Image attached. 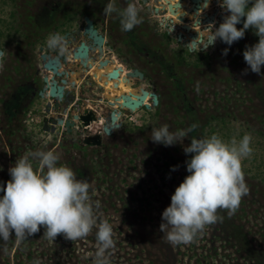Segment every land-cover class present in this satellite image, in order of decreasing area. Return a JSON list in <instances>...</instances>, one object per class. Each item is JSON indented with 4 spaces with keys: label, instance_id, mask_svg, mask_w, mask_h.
I'll use <instances>...</instances> for the list:
<instances>
[{
    "label": "rangeland",
    "instance_id": "obj_1",
    "mask_svg": "<svg viewBox=\"0 0 264 264\" xmlns=\"http://www.w3.org/2000/svg\"><path fill=\"white\" fill-rule=\"evenodd\" d=\"M104 1L0 0V50L7 51L0 76L6 73V69L11 70V66L22 68L31 65L37 67L40 75H46L47 71L44 70L39 57L41 54H48L52 59L59 60V71H64V77L57 80L62 86L70 89L71 95L74 96L73 100L67 102L65 109L57 105L60 108L57 112L61 111L63 118L68 115L69 119L73 113H82L88 109L91 116V123L86 125L89 129L83 130L82 124L77 122L76 125L83 132L68 134L60 129L57 132L48 125V128L43 129L40 119H37V122L30 121L29 113L33 110L43 115L41 112L48 106L47 99H39L29 108L26 99L15 104H12L11 100L5 101L3 107L6 109L0 108L3 110L0 119L4 121L10 109L16 107L21 126L27 136L25 141L12 137V149L19 145H30L31 148H38L40 145V151L51 150L59 156L58 166L69 167L77 179L89 182L90 200L95 215L100 220L98 223L108 220L113 229L114 247L109 250L110 264H255L244 256V252H236V248L240 249L239 246H234L236 239H227L218 221L206 226L203 233L198 234L189 245L173 246L164 238L168 230H159L163 210L169 206L175 188L188 175L185 161L190 159L191 154L185 156L183 146H187L192 138H208L215 134L227 143L232 138L239 141L248 133L252 136V154L241 161V166L249 194L242 198L234 214L230 215L226 209H218L217 215L228 218L225 227L227 230H231L234 223L238 231L241 228L246 240L251 241L250 247L261 249L264 253V66L261 75L250 71L245 75L243 71L247 65L242 56L246 45L251 46L258 42L254 30L246 31L245 37L231 46L226 57L222 56L221 52L228 46L220 42L211 55L207 52H196L201 57L199 61L189 60V64L182 61V64L180 59L174 58L173 53L178 50L188 52L187 45L191 43V38H195L197 32L213 23L214 19H221V9L216 0H211L207 8L202 6L208 0L196 6L191 0H183L181 7L174 11L169 10V4L174 6L179 0H139L141 15L144 18L141 23L142 31L149 34L147 44L143 42L142 45L136 46L142 57H145V60L141 61L142 66L148 76H153L154 73L150 72V67H156L158 70L163 65L165 68H161L168 71L171 67V73L177 77L173 84L159 73L160 75L151 77L154 88L150 85L144 87L139 81L129 77V80L126 79L127 72L124 67L119 66L117 59L110 57L106 50H101L103 59L99 58L102 61H97L89 70L82 66L79 59H74L68 46L64 54L71 62L64 63L60 57L61 53L58 55V52L65 46L61 44L51 47L46 44L45 41L50 38L49 33L44 34V38L40 40L32 36L26 39L24 33L19 30L20 23L27 24L24 17L26 14H36V20L44 23L43 8L74 12L89 5L90 9L92 7L100 15L109 2ZM116 3L119 7L122 3L126 6L128 4L126 0H115V6ZM72 17L73 21H76L75 26H84L83 16L79 15L75 19L73 14ZM46 20L48 19L45 18ZM157 21L162 25L167 23L171 26L173 38L159 30ZM71 27L73 25L70 29ZM240 27L242 23L237 25L238 29ZM55 39L58 40V36H55ZM159 41L170 54L166 59L157 52L155 58L163 61L155 62L150 55L155 52L150 46H161ZM71 46L75 47V43ZM120 54H123V49ZM205 54L208 56L207 60L203 59ZM88 61L91 62L90 57ZM134 62L131 59V63ZM113 69L118 70V77H111ZM97 73L99 76L95 78ZM197 85L199 91L196 90ZM171 89L178 96L173 104L163 98L166 91ZM142 91L159 95L158 103L146 98L143 104L147 105V109L141 108L130 115L126 112L125 115L116 114L120 111L109 106L113 105V95L119 98L126 96L125 93L141 96ZM256 91L259 92V97L255 96ZM77 99L73 111L69 112L70 102ZM127 116L128 118H125ZM53 117L59 118L56 115ZM112 117H115V121H112ZM130 118L134 121L129 122ZM53 119L56 122L55 118ZM163 124L169 125L172 132L187 129L193 124L198 127L184 140L183 146L164 147L150 140L151 130ZM15 126L13 123V127ZM99 130L102 132L101 144L85 148L81 141ZM10 148L0 124V168H3V171H0V184L10 179L8 168L17 160L12 156ZM173 167H176V171H170ZM96 201L100 202L98 209H95ZM43 229L41 227L38 233L31 236L38 247L35 259H14V248L10 246L15 238L13 235L6 244L0 241V264H35L37 261L39 264H95L96 228H93L87 237L72 241L71 244H76V251H70V243L58 240L57 237L54 241H44ZM42 243L44 246H38ZM64 243L65 246L62 245ZM49 244L56 245L54 255L48 251ZM4 248L11 249L4 251ZM197 259H203L202 263Z\"/></svg>",
    "mask_w": 264,
    "mask_h": 264
},
{
    "label": "clouds",
    "instance_id": "obj_2",
    "mask_svg": "<svg viewBox=\"0 0 264 264\" xmlns=\"http://www.w3.org/2000/svg\"><path fill=\"white\" fill-rule=\"evenodd\" d=\"M221 9L223 22L217 27L210 23L197 32V37L187 46L190 51L207 52L219 40L228 47L221 55L226 57L231 46L245 37L246 31L254 30L258 42L245 46L242 52L248 71L261 75L264 66V0H216ZM208 0L202 7L207 8ZM139 0L129 2L123 9L109 0L103 9L106 16L113 13L119 17L121 30L129 32L143 23ZM242 23V27L237 28ZM57 46L55 38L49 41ZM7 51H0L2 61ZM61 55L64 49L60 48ZM2 67V64H0ZM199 91V86L196 88ZM198 125L172 132L163 124L151 130V141L164 147L183 146L185 139ZM252 136L245 133L237 141L224 142L213 134L208 138H192L182 150L190 159L185 161L188 175L175 188L170 204L162 214L159 230L173 246L189 245L206 226L222 219L218 209L234 214L249 194L241 161L252 154ZM30 159L38 161L34 169ZM59 156L53 151L30 152L8 168L10 179L0 184V241L5 244L14 235L15 243L21 244L43 227V235L54 241L58 235L75 241L87 237L96 228L95 264H110L109 250L114 247L113 229L108 220L98 223L90 200V184L77 179L67 166L59 165ZM3 171V168H0ZM176 171V167L170 169ZM100 202H95V209ZM4 251L7 249L4 248ZM39 264V261L35 262Z\"/></svg>",
    "mask_w": 264,
    "mask_h": 264
},
{
    "label": "flooded vegetation",
    "instance_id": "obj_3",
    "mask_svg": "<svg viewBox=\"0 0 264 264\" xmlns=\"http://www.w3.org/2000/svg\"><path fill=\"white\" fill-rule=\"evenodd\" d=\"M191 1H192L191 3H193L195 6L197 4L201 5V3L206 2L205 0H191ZM195 1H197L198 3L197 2L195 3ZM103 2H105V1L103 0ZM125 7H126L125 3H122V6L121 7L118 6V9H123ZM88 9L92 12L91 13L92 17L83 16V20H84V26L83 27L75 26L76 21H73V19H74L72 17L73 14H75V19L77 16H79L77 10H75L74 13H72V11H70V15L66 16V15H64V11L60 12L61 10L54 11L51 9H47L46 19H48V20L45 23L49 24L48 25L49 30L46 33H42V34L44 35V34L49 33L50 38H48L45 41V43L49 44V41L51 39L55 38V36H58V40L56 39L57 40V46L62 44L65 46L64 47L65 51H67V49L69 47L72 52L77 47H79L81 43H84L88 47V56L86 59L78 60V61H80L82 63V66H84V68H89V70L92 69L91 66L93 67L94 64H97V61H98V63L100 61H102L103 53L101 52V50H103V51L106 50V53L111 55L110 57L117 59L118 65L119 66L122 65L127 73L134 71V70H138L140 73H142L143 74L142 78H140L139 76L132 77V78L129 77L131 80L133 79L134 81L135 80L139 81V83H141L142 86L148 87L150 85L152 87L153 84H151L152 83L151 77L158 76L159 73H162L169 81H171L174 84V81L177 77L173 76V73H171V71L173 70L171 67L169 68V71H168V69L161 68V67H164L163 65H161V67L158 68V70H156V67H153V70L152 69L150 70V72H152V71L154 72L153 76H148V73L145 72V68L142 66V63H141L142 60H145V57L143 58L142 57L143 55L139 52V49L137 50V48H136V46L138 47V46L142 45L143 40L145 39L141 36V33L143 31L142 30H139V31L136 30L137 28L140 29L139 26H136V28L133 31L124 32L121 30V26L119 23V17L117 16V14L113 13L110 16H106L102 12V14L99 15L95 11H92V9H90V7ZM64 10H66V9H64ZM51 12H53V15L49 16V14ZM57 14L58 15L60 14L58 18L56 17ZM81 17H82V15H81ZM87 19L91 21V27H90V29H88V31L85 30V28L87 26V23H86ZM71 25H73V27H71L72 29H70ZM68 26H69V28H68ZM60 35H62V36H60ZM61 39H62V41H61ZM72 43H75V47L71 46ZM122 49H123V54H120L122 52ZM40 51H42V48L40 49ZM162 51L163 50H161V49H160V51L154 50L155 53L150 54L151 57L153 59H155L154 60L155 62L163 61L162 59H156L155 58L154 55H157L156 54L157 52H158V54H161L162 56H165L166 59H168V56L170 53L168 51L167 52H164V51L162 52ZM53 53H54V51H53ZM55 53H56V51H55ZM59 54H60V52H58V55ZM192 54H195V53H192ZM211 54H209V55H211ZM60 57L64 63L71 62L70 59L65 57V54H63V55L60 54ZM89 57H90L91 62H89V61L87 62V59ZM99 57H101L102 59H100ZM131 59H133L135 61L134 64L131 63ZM2 62H3V60L1 61V64H2ZM3 68H4V66L2 65V67H0V73L2 72ZM10 69L11 70L6 69L7 70L6 73L3 71L4 74L0 76V79L2 80V81H0V83H1L0 84V92H1L0 96L2 94H7L8 98H9L7 100L5 99V101L9 102V100H11V103L15 104V103H18L22 99H26L28 102L27 107L29 108V107L33 106V103L35 101H37L39 99H47L46 105H48V106L46 107V110L41 112V114H43V115L37 114L36 110H33L32 112L29 113L30 118L32 119V122H37V119H40V122H42L41 127L43 129L48 128L47 127V125H48L49 127L53 128L54 130L57 131L60 129L62 132V127H64L63 132L67 131L68 134L74 133L75 131L78 133H81V132H83V130H85V131L87 130L86 125H88V124H85L81 120L74 121V124L72 127H70V130H68L65 123L69 119H73L74 116H80V117L81 116H88L89 115L88 109H87V111H84L82 113L81 112H78L77 114L73 113L71 115L72 117L69 119H68V117H69L68 115L65 118H63L64 114L61 111L57 112V109L58 110L60 109L57 107V105H59V107L65 109L67 102L69 100L70 101L73 100L74 96L71 95L70 89L65 88L61 98H53V97H50L48 94L49 90L46 88V84L43 81L44 77L45 76L48 77L49 80H50V78H54V80H56V82H57L58 81L57 79L63 78L64 74L61 76V78H56L55 75L52 77V75L49 74L50 72H48V71H47L46 75L45 74L40 75V71L37 70L36 66L34 68L33 65L28 66V67H22V68L11 66ZM113 70H116V69H113ZM62 72H64V71H62ZM7 77H8V79H6ZM126 79H128L127 76H126ZM57 84H59V81L57 82ZM97 85L101 87V84L98 83ZM132 85L133 84H131V86ZM152 88H154V86ZM9 91H12L11 95L8 94ZM125 94L128 95V93H125ZM148 94L150 95L147 97L148 99H151V100H153V102L158 103L159 95H155L152 92H150V93L148 92ZM120 98L116 95H113V101H111V103H113V105H109L110 107H113L114 110L117 109L118 111H120V112H116V114L120 113L121 115H125L124 112H126L127 115H130L134 112H137L141 108H143L145 110L147 109L145 106H143L145 104H143L139 109L131 112L128 109H126L125 107H122V105H121L122 101ZM163 98H166V101L171 102L173 104V103H176V99H178V96L175 94L173 89H171V90L166 91V94L163 96ZM118 99H120V100H118ZM77 102H78V99H77V101L74 100V102H72V103L70 102L69 110H68L69 112L73 111V107L76 105ZM3 104H4V102L1 103L0 108L6 109L5 107H3ZM25 109H26V107H25ZM1 112H2V110H0V113ZM113 113H115V112H113ZM17 114H19V112L17 111L16 107L13 106V108L10 109V112L7 113V116L8 117H10V116L12 117L13 115L18 116ZM22 114H23V111H22ZM54 115L59 116V118L53 117ZM53 118H55L56 122L53 121L54 120ZM77 122L79 124H82L83 130L79 129L78 125H76ZM90 123H91V120L89 121V124ZM101 134H102V132H101V130H99L96 133H94V135H92V134L89 135L88 137L83 139L81 142H83L85 148L97 147L101 144ZM40 147H42V146L39 145L38 148H40ZM38 148L36 146H32V148H30V152H34V149H35V151H40ZM32 161H34V159H30V162H32Z\"/></svg>",
    "mask_w": 264,
    "mask_h": 264
},
{
    "label": "trees",
    "instance_id": "obj_4",
    "mask_svg": "<svg viewBox=\"0 0 264 264\" xmlns=\"http://www.w3.org/2000/svg\"><path fill=\"white\" fill-rule=\"evenodd\" d=\"M128 2L129 1L126 0V3H128ZM116 6H119V5L116 3ZM88 8H89V5L83 7L80 10H78V9H76V10H77L79 15L92 17V14H91L92 12ZM91 9H92V7H91ZM46 11H47V8H43V13H42L43 16H42V18H44V23H42V24L39 23L36 20L37 19L36 17H38V15H36V14L33 15V16H31V14H26L24 16V17H26L27 24L26 23H20L19 30L22 32V34L24 33V36H25L26 39H28V36H32V37L36 38L37 40H40V39L44 38V35H42V33H46L49 30V27H48L49 24L45 23L47 21V20L45 21V18L47 17V12ZM70 11L71 10H65L64 11V15L69 16L70 15ZM92 11H95V10L92 9ZM72 13H74V12H72ZM50 15L52 16L53 12H51L49 14V16ZM39 18H41V17H39ZM138 26H139L140 29L137 28V31L142 30V28H143L142 24H140ZM0 35H1V33H0ZM148 35L145 32L141 33V36L143 38H145L143 40V42H144L143 44H147L146 39L149 38ZM163 38H166V37L163 36ZM156 42H158V41H156ZM163 42H165V41H163ZM159 44L161 45L160 41H159ZM155 45L156 44H154L153 46H150V47L153 50H156V51H160V49H161L164 52H167V51H165L164 46H162V45L161 46H155ZM173 56H174V58L180 59L179 61H181V62L183 61L185 64H189V60H191V61L192 60L199 61L201 59V57L197 53L192 54V53H189V52H186V51H183V50L176 51L175 54L173 53ZM203 59L207 60L208 56L206 54L203 55ZM183 62H182V64H183ZM150 68L153 70V67H150ZM6 79H8V77ZM11 93H12V91L8 92L9 95H11ZM255 96L259 97V92L258 91L255 92ZM5 99L6 100L9 99L8 95L7 94H2L0 96V105H1L2 102H5ZM2 112H3V110H2ZM4 121H5V123H4ZM4 121H3L2 118L0 119L1 131H2V133H4V136L7 137L8 144L11 147L10 150H11L12 156L14 158H17V160H19L21 157L24 156V152H25V155L30 153V148H31L29 145H27V146L26 145H23V146L19 145L17 148H13L12 149V146L14 145L13 144V140L11 139L12 137H14V139H17L19 141H20V139H21V141H23V140L25 141L27 139V136H26V134L23 131L24 129L21 126V122H20L21 118L18 117V116H15V115H13L12 117L11 116L10 117L6 116V117H4ZM13 123H14V126L16 125L15 127H13ZM5 125H8V126L6 127ZM34 151H35V149H34ZM31 163H33V168L35 169L37 167L38 161L34 160ZM6 169H7V167H5V172H6ZM7 181H8V179H6V182ZM227 220H228L227 217L222 216V219L218 220V222H219L220 225H222V233L226 234V238L227 239L228 238H232V239H236L237 240V241L234 240L235 241L234 246L235 247L239 246L240 249L236 248V252H238V253L244 252L245 253L244 256L249 261H252V263L264 264V253L262 251H260L261 249L257 250L254 247H250L251 241L250 240L249 241L246 240L245 235L243 236V234L241 232V228H239V231H238L237 228H236L237 226L234 223H233L232 229L231 230H227L225 228ZM98 221H100V220L98 219ZM44 230L45 229H43V233H44ZM57 238H58V240H61V241L63 240V241H66V242L70 243V245H69V250L70 251H74V250L76 251V244L75 243L71 244L72 241L69 242V240L64 239L62 235H58ZM43 240L47 241L49 239H47L43 235ZM11 243H10L11 244L10 246H13L11 248H14V255H13L14 259H22V257H26V259H35L34 256L38 253V247H37L36 243L34 242V237L33 238L28 237L25 241H23L19 245H17L15 243V238H13ZM8 245H9V243H8ZM41 245L44 246L43 243L39 244L38 246H41ZM62 245L65 246V243L62 244ZM11 248H9L7 250L9 251ZM47 248H49L48 251L51 254H53V255L55 254L56 245L49 244V246ZM202 260L203 259H197V261L200 262V263H202Z\"/></svg>",
    "mask_w": 264,
    "mask_h": 264
},
{
    "label": "water",
    "instance_id": "obj_5",
    "mask_svg": "<svg viewBox=\"0 0 264 264\" xmlns=\"http://www.w3.org/2000/svg\"><path fill=\"white\" fill-rule=\"evenodd\" d=\"M183 0H179L178 3H176L174 6L169 4V10L170 11H174V9H179L181 7V3ZM197 1H195L196 3ZM87 26L85 28L86 31H88V29H90L91 27V21L90 20H86ZM2 51V50H0ZM72 55L74 57V59H79V60H84L87 58L88 56V47L84 44L81 43L79 47H77L73 52ZM40 59L42 61L43 64V68L44 70L50 72V74L52 75V77L55 75L56 78H60L63 73L59 71L60 69V62L57 59H52L50 57V55L48 54H41L40 55ZM1 64V61H0ZM119 76V72L118 70H113L111 77H118ZM139 76L140 78L143 77V74L140 73L138 70H134L131 71L129 73H127V77H137ZM44 83L46 84V88L49 90V96L53 97V98H61L64 92L65 87L62 86L60 83L57 84L56 80H54V78H50V80L48 79V77H44L43 79ZM61 83L63 82L60 81ZM150 96L148 94V92L146 91H142V95L141 96H133V95H126V96H122L121 99V105L122 107H125L126 109H128L129 111L133 112L136 111L137 109H139L142 105H143V101ZM118 99V100H120ZM145 107H147V105H143ZM81 120L83 121L85 124H88L90 121V116H74L73 119H69L65 125L68 128V130H70V127L73 126L74 121H78ZM112 121H115V117H112Z\"/></svg>",
    "mask_w": 264,
    "mask_h": 264
},
{
    "label": "built area",
    "instance_id": "obj_6",
    "mask_svg": "<svg viewBox=\"0 0 264 264\" xmlns=\"http://www.w3.org/2000/svg\"><path fill=\"white\" fill-rule=\"evenodd\" d=\"M221 19H222V17L221 16H219ZM221 19H214V22L213 23H215V25L218 27L219 26V24L220 23H222V20ZM158 22V25H156L157 27H159V30L160 31H162V32H165L167 35H168V37L169 38H173V31H172V29L170 28L171 26L169 25V24H167V23H165V25H162V24H160L159 23V21H157ZM195 34V33H194ZM193 34V35H194ZM196 37H197V35H195ZM195 37V38H196ZM195 38H191V42L195 39ZM190 44V43H189ZM188 44V45H189ZM220 44V41L218 40L217 42H216V44H215V46L213 47V48H210L208 51H207V53L208 54H211L216 48H217V45H219ZM187 45V46H188ZM188 48V47H187ZM188 52H190V53H196L197 51H190L189 50V48H188ZM201 52H204V51H201ZM125 118H128V116L127 117H125ZM30 121H32V119L30 118ZM134 120H133V118H130L129 119V122H133ZM86 128L87 129H89V127H87L86 126ZM64 130V127H62V131Z\"/></svg>",
    "mask_w": 264,
    "mask_h": 264
},
{
    "label": "bare ground",
    "instance_id": "obj_7",
    "mask_svg": "<svg viewBox=\"0 0 264 264\" xmlns=\"http://www.w3.org/2000/svg\"><path fill=\"white\" fill-rule=\"evenodd\" d=\"M96 75H97V76H95V78L99 76V73H97ZM119 82H121V81H119ZM121 85H122V84H121Z\"/></svg>",
    "mask_w": 264,
    "mask_h": 264
}]
</instances>
